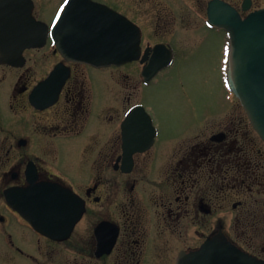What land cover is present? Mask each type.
<instances>
[{
    "label": "flooded vegetation",
    "instance_id": "1",
    "mask_svg": "<svg viewBox=\"0 0 264 264\" xmlns=\"http://www.w3.org/2000/svg\"><path fill=\"white\" fill-rule=\"evenodd\" d=\"M90 1L0 2V264H264V142L239 101L186 111L160 146L141 99L205 29L224 34L209 3L244 17L264 0ZM112 12L139 59H69Z\"/></svg>",
    "mask_w": 264,
    "mask_h": 264
},
{
    "label": "water",
    "instance_id": "2",
    "mask_svg": "<svg viewBox=\"0 0 264 264\" xmlns=\"http://www.w3.org/2000/svg\"><path fill=\"white\" fill-rule=\"evenodd\" d=\"M68 3L92 2L69 0ZM209 23L223 28L228 34V86L264 141V8L242 19L226 4L212 3L209 7ZM60 25L61 20L56 21L52 30L55 42ZM78 36L80 43L76 47L79 52L70 55L76 61L102 66L122 64L136 60L139 56L137 28L115 13L106 29H96L95 34L87 30L84 35Z\"/></svg>",
    "mask_w": 264,
    "mask_h": 264
},
{
    "label": "rangeland",
    "instance_id": "3",
    "mask_svg": "<svg viewBox=\"0 0 264 264\" xmlns=\"http://www.w3.org/2000/svg\"><path fill=\"white\" fill-rule=\"evenodd\" d=\"M192 32L198 30L193 27ZM224 45L223 33L205 29L198 49L192 45L189 51L178 54L173 67L143 90L141 99L153 109L161 130L160 146L184 132L183 113L195 112L205 103L215 106L216 101H222L225 107L232 98L224 78ZM93 76L100 78L101 74L93 72Z\"/></svg>",
    "mask_w": 264,
    "mask_h": 264
}]
</instances>
